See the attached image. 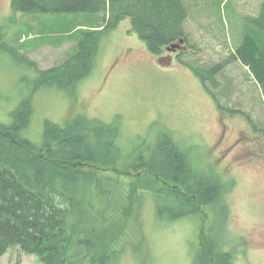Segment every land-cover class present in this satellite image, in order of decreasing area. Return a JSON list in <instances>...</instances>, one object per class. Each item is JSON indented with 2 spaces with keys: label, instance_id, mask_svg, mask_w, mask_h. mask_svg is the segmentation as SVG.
<instances>
[{
  "label": "rangeland",
  "instance_id": "obj_1",
  "mask_svg": "<svg viewBox=\"0 0 264 264\" xmlns=\"http://www.w3.org/2000/svg\"><path fill=\"white\" fill-rule=\"evenodd\" d=\"M183 1L188 15L186 43L179 41L154 54L131 29L130 19L122 20L101 42L96 72L73 93L42 88L34 95L30 135H41L45 120L75 121L80 116L109 123L120 116L129 138L156 131L150 129L172 130L196 150L194 154L203 155L216 171L234 181L228 221L224 225L218 214L206 217L201 208L200 214L163 223L155 219L152 195L143 212L146 240L131 239L120 264H225L209 253L201 234L206 227L208 236L219 239L224 226L233 243L226 248L233 251L232 264H264V91L250 67L234 55L247 42V20L260 15L263 0ZM11 2L0 0V32L7 44L37 61L41 70L62 64L78 49L84 31L107 22L103 14L14 13ZM179 43L189 50L180 53L181 48L174 47ZM221 63L220 83L209 86L210 91L196 67L210 69ZM33 70L0 50V121L10 122L22 96L38 86ZM127 168L121 164L109 170L130 173L144 187L164 185L151 174ZM209 227H213L210 232ZM41 261L38 254L26 253L19 245L0 257V264Z\"/></svg>",
  "mask_w": 264,
  "mask_h": 264
},
{
  "label": "trees",
  "instance_id": "obj_2",
  "mask_svg": "<svg viewBox=\"0 0 264 264\" xmlns=\"http://www.w3.org/2000/svg\"><path fill=\"white\" fill-rule=\"evenodd\" d=\"M11 7L14 13L26 14H103L107 22L84 31L78 49L62 64L42 70L37 61L7 44L0 32L2 53L33 68L38 84L22 96L10 122L0 121V257L19 245L26 253L38 254L43 264H120L129 241L145 239L143 212L152 195L155 219L163 223L200 214L202 208L206 217L218 214L226 225L234 181L203 155L194 154L196 150L170 129H150L156 131L129 138L120 116L110 123L80 116L75 121L45 120L41 135H30L34 95L42 88L73 93L96 72L101 42L122 20L130 19L131 29L154 54L181 40L186 43L184 1L12 0ZM260 11L248 18V40L234 55L250 67L264 91V0ZM180 48V53L189 50ZM222 67L195 71L211 91L209 86L220 83ZM92 163L103 167H84ZM121 164L151 174L164 185L144 187L130 173L109 170ZM205 229L201 234L209 253L232 264L233 251L226 248L233 243L225 226L219 239Z\"/></svg>",
  "mask_w": 264,
  "mask_h": 264
},
{
  "label": "water",
  "instance_id": "obj_3",
  "mask_svg": "<svg viewBox=\"0 0 264 264\" xmlns=\"http://www.w3.org/2000/svg\"><path fill=\"white\" fill-rule=\"evenodd\" d=\"M180 42H183V40H181ZM180 46H181V44L179 43V44L175 45L174 47H180Z\"/></svg>",
  "mask_w": 264,
  "mask_h": 264
}]
</instances>
